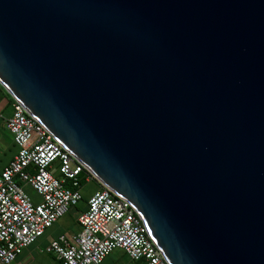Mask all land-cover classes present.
Returning <instances> with one entry per match:
<instances>
[{
    "label": "water",
    "instance_id": "water-1",
    "mask_svg": "<svg viewBox=\"0 0 264 264\" xmlns=\"http://www.w3.org/2000/svg\"><path fill=\"white\" fill-rule=\"evenodd\" d=\"M0 85L169 264H264V0H0Z\"/></svg>",
    "mask_w": 264,
    "mask_h": 264
},
{
    "label": "built area",
    "instance_id": "built-area-1",
    "mask_svg": "<svg viewBox=\"0 0 264 264\" xmlns=\"http://www.w3.org/2000/svg\"><path fill=\"white\" fill-rule=\"evenodd\" d=\"M11 107L4 124L17 148L0 168V264H10L81 198L77 174L87 169L19 101ZM88 172L85 180L91 179ZM22 182L39 194L38 201L31 200ZM76 219L77 231L61 232L45 246L58 264H99L116 247L136 264H169L131 202L106 186L87 197Z\"/></svg>",
    "mask_w": 264,
    "mask_h": 264
},
{
    "label": "rangeland",
    "instance_id": "rangeland-1",
    "mask_svg": "<svg viewBox=\"0 0 264 264\" xmlns=\"http://www.w3.org/2000/svg\"><path fill=\"white\" fill-rule=\"evenodd\" d=\"M96 187V183L87 179L80 187L82 198L76 203L68 206L67 210L59 216L50 226L46 227L43 233L37 239L23 248L17 254L10 264H54V254L45 250V246L50 237H55L58 232H69L79 228L77 223V215L85 204L88 193ZM22 188L29 195L32 201H36L39 194L27 183L22 182ZM138 261L131 259L121 248H113L107 253L104 260L100 264H136Z\"/></svg>",
    "mask_w": 264,
    "mask_h": 264
},
{
    "label": "crops",
    "instance_id": "crops-1",
    "mask_svg": "<svg viewBox=\"0 0 264 264\" xmlns=\"http://www.w3.org/2000/svg\"><path fill=\"white\" fill-rule=\"evenodd\" d=\"M11 109H12V107H11L10 95L0 85V168L3 167L5 164H7V162L12 157V155L15 153L16 148H17L16 145L14 144L13 140H12L11 133L7 130V128L5 127V124H4V117L10 115ZM54 172L56 175H59V173L56 170H54ZM97 188H98V186L96 185V187L93 188L88 193L87 197ZM79 191H80V187H79ZM87 197H86V199H87ZM81 198H82V194H81ZM38 200H39V198L36 201H38ZM77 230L78 229L73 230L71 232H75ZM61 232H63V231L58 232L57 235ZM51 238H53V237H50V239ZM105 256L103 257V259L101 261L104 260ZM101 261H100V263H101Z\"/></svg>",
    "mask_w": 264,
    "mask_h": 264
},
{
    "label": "trees",
    "instance_id": "trees-1",
    "mask_svg": "<svg viewBox=\"0 0 264 264\" xmlns=\"http://www.w3.org/2000/svg\"><path fill=\"white\" fill-rule=\"evenodd\" d=\"M9 94V93H8ZM10 95V94H9ZM10 99H11V102L12 101H15V99L10 95ZM85 174H90L89 172H88V170L87 169H85V168H83L82 167V169H81V171H79L78 172V174H77V178H78V186L79 187H81V185L84 183V182H86V180L84 179V176H85ZM91 180H93L95 183H96V185L98 186V188H100V187H103L104 185L103 184H101L92 174H91ZM65 183L67 184V185H70V182L68 181V180H66L65 181ZM78 187V188H79ZM84 208V205H83V207L81 208V210ZM78 223V222H77ZM51 253V252H50ZM53 254V253H52ZM54 257H55V263L54 264H58V258L55 256V254H54Z\"/></svg>",
    "mask_w": 264,
    "mask_h": 264
}]
</instances>
